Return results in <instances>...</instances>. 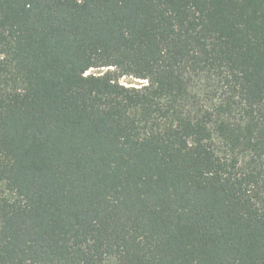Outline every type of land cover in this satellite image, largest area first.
Instances as JSON below:
<instances>
[{"label":"trees","instance_id":"obj_1","mask_svg":"<svg viewBox=\"0 0 264 264\" xmlns=\"http://www.w3.org/2000/svg\"><path fill=\"white\" fill-rule=\"evenodd\" d=\"M0 264H264V0H0Z\"/></svg>","mask_w":264,"mask_h":264},{"label":"rangeland","instance_id":"obj_2","mask_svg":"<svg viewBox=\"0 0 264 264\" xmlns=\"http://www.w3.org/2000/svg\"><path fill=\"white\" fill-rule=\"evenodd\" d=\"M106 68H100V69H90L88 72H86L87 74H102L106 71ZM137 82H139L138 80H132L130 78H121L120 79V83L125 85V86H133L135 84H137Z\"/></svg>","mask_w":264,"mask_h":264},{"label":"built area","instance_id":"obj_3","mask_svg":"<svg viewBox=\"0 0 264 264\" xmlns=\"http://www.w3.org/2000/svg\"><path fill=\"white\" fill-rule=\"evenodd\" d=\"M87 74V73H86Z\"/></svg>","mask_w":264,"mask_h":264}]
</instances>
